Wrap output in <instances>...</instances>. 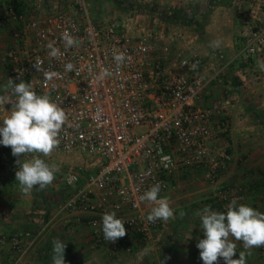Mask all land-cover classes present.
I'll use <instances>...</instances> for the list:
<instances>
[{
  "label": "built area",
  "instance_id": "built-area-1",
  "mask_svg": "<svg viewBox=\"0 0 264 264\" xmlns=\"http://www.w3.org/2000/svg\"><path fill=\"white\" fill-rule=\"evenodd\" d=\"M15 17L24 18L21 14ZM65 31L82 43L65 49ZM241 37L242 60L253 55L264 57V23L246 22ZM49 41L60 49L59 57L49 56ZM121 52L125 62L118 66L113 54ZM2 62L6 82L11 78L14 83H31L37 94L49 93L68 115L58 147L41 158L51 165L55 156L76 152L84 161L64 175L59 172L68 193L37 230L9 235L15 252L25 251L23 238L33 242L54 221L70 224L84 212L97 214L88 219L94 245L106 241L102 215L124 209L130 210L121 218L126 234L148 242L162 220L147 221L150 206L140 197L156 182L162 185L159 195L165 197L173 175L182 170H202L204 180L216 186L213 198L220 212L226 211L232 199L241 201L242 195L234 186H217L231 161L228 146L218 141L230 126L225 116V105L230 102L224 97L228 90L209 105H197L212 94L210 79L206 78L209 62L182 32L154 30L132 35L119 20L93 19L85 0H74L68 8H55L44 17L26 20L15 32V42L3 54ZM37 62L43 70L56 71L58 77L46 81L43 70L33 66ZM68 62L76 66L75 70L65 71ZM193 63L198 64L195 70H191ZM224 68L215 69L213 80H221ZM103 69L113 75L97 79ZM165 156L170 160L162 162ZM16 160L1 161L0 165L6 171H17ZM87 168L94 171L78 185ZM122 245L119 238L114 251ZM260 255L264 262V247ZM218 264L225 261L219 258Z\"/></svg>",
  "mask_w": 264,
  "mask_h": 264
},
{
  "label": "crops",
  "instance_id": "crops-1",
  "mask_svg": "<svg viewBox=\"0 0 264 264\" xmlns=\"http://www.w3.org/2000/svg\"><path fill=\"white\" fill-rule=\"evenodd\" d=\"M140 1L153 6L150 16L154 20L162 14H172V11H178L177 15L189 19L185 25L167 22L155 23L154 26L166 33L182 32L189 37L192 47L209 62L206 78L210 79L212 94L199 100L198 106L211 104L228 90L224 97L230 98V102L225 105V116L230 126L218 141L228 146L231 161L217 186H234L242 195L239 203L264 212V70L260 67L264 57L253 55L248 60H242L239 55L242 48L241 33L246 22L252 25L264 23V0H243L240 4H235L234 0ZM18 2L20 5L16 11L10 0H0V95L4 94L2 86L6 83L3 54L15 42V32L26 20L46 16L47 10L40 7L49 1ZM61 6L59 1H50L49 13ZM18 14L24 18H16ZM141 15L146 16L143 13ZM217 39L222 41L220 47L210 48V42ZM224 65L221 80H213L215 69ZM11 110L10 103L0 105V124ZM11 158H14L11 147L0 144V162ZM15 173L16 170L6 171L0 165V264H47L46 258L52 260V251L30 250L35 241L31 242L29 237L22 240L25 250L22 254L11 247L10 234L15 231L32 232L33 225L39 219L45 221L52 209L43 196L36 193L35 188L28 194L20 191ZM61 187L59 191H62V195L57 201L63 200L68 193V188ZM215 188L204 180L200 169L176 172L165 195L174 210V217L162 220L160 229L153 231L152 239L148 242L138 235L126 234L120 238L123 245L117 251H114V242L105 241L101 245H94L88 219L96 216V213H81L79 220L70 224L56 220L47 228H55L56 239L67 243L68 253L72 256L70 258L78 264H204L200 250L196 247L198 241L204 238L197 213L205 206L219 211L213 198ZM116 213L117 218H122L129 215L130 210ZM236 243L234 259L238 258L239 251L244 250L242 242ZM35 246H38V242ZM260 253L261 247L253 248L252 255L247 257V264H264Z\"/></svg>",
  "mask_w": 264,
  "mask_h": 264
},
{
  "label": "clouds",
  "instance_id": "clouds-1",
  "mask_svg": "<svg viewBox=\"0 0 264 264\" xmlns=\"http://www.w3.org/2000/svg\"><path fill=\"white\" fill-rule=\"evenodd\" d=\"M62 40L65 49L82 43L68 31L62 33ZM221 43L222 41L217 39L210 42L209 47L218 49ZM54 44V41H49L46 47L49 56L57 58L60 56V49ZM113 59L118 66L123 65L125 54L114 53ZM33 66L37 71L43 70L40 62ZM197 67L198 64L193 63L191 70ZM260 67L264 70V62ZM64 68L65 71H73L76 66L68 62ZM43 74L49 82L58 77V73L52 70H43ZM112 75V71L103 69L97 79L103 80ZM2 91L4 94L0 95V105L10 103L12 110L0 124V144L10 146L12 155L17 157L18 170L15 180L18 182V188L25 194L37 187L43 190L53 183L59 168L55 164L50 165L41 156H50L58 147L60 133L68 121V115L63 107L52 100L49 93L39 95L31 83L23 80L14 83L13 79L9 78L2 86ZM12 97L15 99L12 100ZM24 157L31 158L23 159ZM169 160L170 158L165 156L162 162ZM165 167H168V163H165ZM161 189V183L156 182L140 197L141 201L150 206L147 215V221L150 223L157 220L167 221L174 217V210L167 197L159 195ZM180 215L183 216L184 213L181 212ZM197 215L201 220L204 238L198 241L196 247L200 250V258L204 264H218L219 258H222L225 264H247V257L252 255V249L264 247V212L232 199L226 205L225 212L205 206ZM102 233L103 238L110 242L126 235L125 223L121 218H117L115 211L102 215ZM236 241L243 243L244 250L239 251L238 258L234 259L237 253ZM52 243V264H66V243L59 239L53 240Z\"/></svg>",
  "mask_w": 264,
  "mask_h": 264
},
{
  "label": "rangeland",
  "instance_id": "rangeland-1",
  "mask_svg": "<svg viewBox=\"0 0 264 264\" xmlns=\"http://www.w3.org/2000/svg\"><path fill=\"white\" fill-rule=\"evenodd\" d=\"M47 3H42V6L40 8H43V10L46 11V15L49 14V4L50 1H59V4H61L62 8H68L73 5L74 0H48ZM44 2V1H42ZM46 2V1H45ZM87 5V10L89 15L96 20L99 19H116L119 20L125 28L129 29V32L132 35L141 34L142 32H153L154 30H157L155 28V23H172L177 25H185V23H188L187 16L183 15H177L178 11H172V14H169V17L165 18V15L162 14L161 16H157V20H154L151 14L152 5L147 4L145 2L140 3V0H85ZM131 7V8H130ZM148 12V13H146ZM146 14V16H143L141 14ZM163 13V12H162ZM154 16V15H153ZM153 19V20H152ZM54 164L58 167L59 165V171L55 173V179L53 183L49 186H47L45 189L40 190L38 187L35 188L36 193H39L43 196L45 201L50 204V208L54 206L57 202L61 201L58 200V197L62 195V191H59V189H62V184L60 181L61 174L64 175L66 170L68 169H74L79 165L84 164L83 157L79 155L78 153H71V154H59L55 156L54 158ZM91 170L87 168L84 173H82L81 178L79 179V184L81 185L84 181V176H86L88 173H91ZM61 174H60V173ZM51 198H54L53 201H51ZM43 219H39L38 222H36L33 227L31 228L34 231L39 228L43 224ZM34 229V230H33ZM56 231L54 227L47 228L32 244V246L29 248L35 249L39 252H49V250L52 251L53 248V240L57 238L55 235ZM38 242V246H35V243ZM67 244V243H66ZM48 247V248H47ZM28 249V250H29ZM50 251V252H51ZM65 261L66 264H73L74 259L70 258V253H68L69 249H67V246L65 248ZM51 254V253H50ZM51 257V256H50ZM47 264H52L51 259H47L45 261ZM168 262V261H167ZM171 262V260H170Z\"/></svg>",
  "mask_w": 264,
  "mask_h": 264
},
{
  "label": "trees",
  "instance_id": "trees-1",
  "mask_svg": "<svg viewBox=\"0 0 264 264\" xmlns=\"http://www.w3.org/2000/svg\"><path fill=\"white\" fill-rule=\"evenodd\" d=\"M10 3H11V5H12V7L16 10V11H18V6L20 5L19 4V2H18V0H10ZM170 19V18H169ZM170 20H172V19H170ZM219 206H217V208H218ZM73 264H78L77 262H74Z\"/></svg>",
  "mask_w": 264,
  "mask_h": 264
}]
</instances>
